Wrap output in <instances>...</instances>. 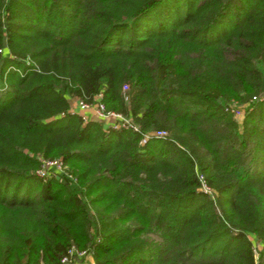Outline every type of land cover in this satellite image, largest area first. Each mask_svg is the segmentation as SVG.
Here are the masks:
<instances>
[{"label":"trees","instance_id":"obj_1","mask_svg":"<svg viewBox=\"0 0 264 264\" xmlns=\"http://www.w3.org/2000/svg\"><path fill=\"white\" fill-rule=\"evenodd\" d=\"M99 94L137 129L70 110ZM71 245L264 264V0H0V264Z\"/></svg>","mask_w":264,"mask_h":264},{"label":"built area","instance_id":"obj_2","mask_svg":"<svg viewBox=\"0 0 264 264\" xmlns=\"http://www.w3.org/2000/svg\"><path fill=\"white\" fill-rule=\"evenodd\" d=\"M126 87V86H125ZM99 95H97V99L93 103H87L83 100H78V106L81 110V115L84 119H88L87 114L85 113V110L89 108H94L96 114L100 119L106 122L107 125H111L113 127H132L133 129H137V126L132 124L129 118L122 115L119 112H115L113 110H106L103 102L100 101ZM232 110L235 113H239L242 110L238 109L237 106L232 107ZM76 111V110H71ZM167 134V131L164 129H156L154 131H149L144 134L143 138L141 139V142H145L150 136H157V137H163ZM57 168L60 170H65L66 165L63 163L61 158L55 157V158H43L41 167L36 170V173L39 175H46L49 169ZM200 179L202 186L201 188L205 192L212 193V190L210 187L205 183L203 175L200 174ZM61 262L63 264H95L93 257L91 255V252L87 249H81L76 247L75 245H71L67 252L61 257Z\"/></svg>","mask_w":264,"mask_h":264},{"label":"crops","instance_id":"obj_3","mask_svg":"<svg viewBox=\"0 0 264 264\" xmlns=\"http://www.w3.org/2000/svg\"><path fill=\"white\" fill-rule=\"evenodd\" d=\"M76 110L77 112L81 113V110L79 109V106H78V99H74L71 103V107H70V110ZM85 113L87 114V117L88 119H91V118H96V119H100L98 117V115L96 114L94 108H89L87 110H85ZM105 122V121H104ZM106 123V122H105Z\"/></svg>","mask_w":264,"mask_h":264},{"label":"rangeland","instance_id":"obj_4","mask_svg":"<svg viewBox=\"0 0 264 264\" xmlns=\"http://www.w3.org/2000/svg\"><path fill=\"white\" fill-rule=\"evenodd\" d=\"M235 115H237V117H241V115H242V111L241 112H239V113H236ZM260 245L258 244V242H257V244H256V247L258 248Z\"/></svg>","mask_w":264,"mask_h":264}]
</instances>
